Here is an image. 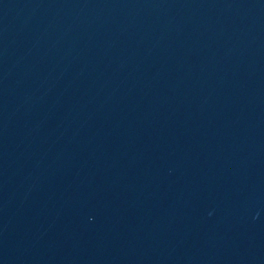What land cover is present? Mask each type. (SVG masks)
Wrapping results in <instances>:
<instances>
[{"label":"water","instance_id":"obj_1","mask_svg":"<svg viewBox=\"0 0 264 264\" xmlns=\"http://www.w3.org/2000/svg\"><path fill=\"white\" fill-rule=\"evenodd\" d=\"M0 264H264V0H0Z\"/></svg>","mask_w":264,"mask_h":264}]
</instances>
